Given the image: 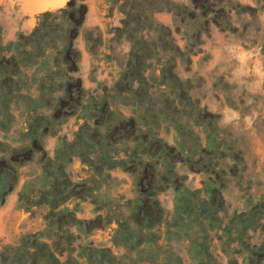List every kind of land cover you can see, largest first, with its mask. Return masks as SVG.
<instances>
[{"label":"rangeland","instance_id":"1","mask_svg":"<svg viewBox=\"0 0 264 264\" xmlns=\"http://www.w3.org/2000/svg\"><path fill=\"white\" fill-rule=\"evenodd\" d=\"M161 1L154 20L190 58L173 71L181 89L157 84V55L148 92L123 103V0H84L78 70L57 72L49 46L0 95V264H264V0ZM67 2L0 0L2 44Z\"/></svg>","mask_w":264,"mask_h":264},{"label":"trees","instance_id":"2","mask_svg":"<svg viewBox=\"0 0 264 264\" xmlns=\"http://www.w3.org/2000/svg\"><path fill=\"white\" fill-rule=\"evenodd\" d=\"M84 0H68L65 7L59 8L56 11H45L38 16V22L33 28L31 33L27 36L20 34L18 40L10 42L7 45L2 44V26L0 25V75H3V79L0 80V95L2 92L10 94L13 91H18L20 87H13L15 85L14 77L17 80L22 76L27 78L26 73L20 71L22 67H28L32 65L35 58L38 56H45L47 47L52 49L55 57L56 66L62 62L64 67L61 71L65 73L74 72L78 70V61L80 59V52L74 47V37L78 35L81 29L85 16L88 11V7ZM135 3V4H134ZM195 6H198V0H193ZM135 5V13H131V6ZM129 6V7H128ZM165 5L162 4L161 0H123L119 5V9L125 14V17L121 19L122 27L115 28L116 37L120 38L125 36L131 42L130 51L128 52V59L123 72L119 80L111 88L116 90L117 94H126L121 101L124 103L132 102L133 104H139V96L144 95L148 92L152 85L148 83V76H145V72L149 67L153 65L152 62L148 63V60L158 55L156 59L158 62H162L161 77L157 84L165 83L170 86L171 91L175 92L177 88L175 83L177 79L176 75L173 74L174 68L177 65V58L180 56L182 59L184 56L186 61H190L189 55L183 53L180 48L174 43L172 30L169 26L157 23L154 20V12L162 10ZM169 10L173 12L175 18L179 16L175 9L169 7ZM61 17L60 23L47 22L49 17ZM132 24V25H131ZM130 26H133L130 28ZM98 30V28H96ZM146 30L148 35L153 32L155 37H149L148 42L139 44L138 39H142L136 36L137 32ZM56 31L65 33V38L62 39L61 43H51L50 40H54L53 34ZM101 37V36H100ZM86 42L95 43V40L90 39L86 35ZM9 57L5 56V51H12ZM61 60H58V58ZM71 77H69L70 79ZM153 78V77H151ZM137 82V87L133 88V84ZM81 79H76V86L78 90H81ZM177 84V83H176ZM43 85L40 88L43 90ZM15 88V89H14ZM65 93L71 96L73 93L72 84L68 83L65 88ZM51 90V89H50ZM182 91V90H181ZM140 94V95H139ZM130 129L133 130L134 120L130 119ZM12 186H9V189ZM156 201V200H154ZM149 201L142 202V208L140 210H151L154 207V202L150 205L147 204ZM21 247L17 248L26 249L28 247L27 238H23L21 241ZM16 251V253H17ZM34 255V253H30ZM2 257V254L0 255ZM3 260V259H2ZM19 260V259H18Z\"/></svg>","mask_w":264,"mask_h":264},{"label":"bare ground","instance_id":"3","mask_svg":"<svg viewBox=\"0 0 264 264\" xmlns=\"http://www.w3.org/2000/svg\"><path fill=\"white\" fill-rule=\"evenodd\" d=\"M65 0H31L27 7L29 10H43L48 7H56L62 5Z\"/></svg>","mask_w":264,"mask_h":264}]
</instances>
